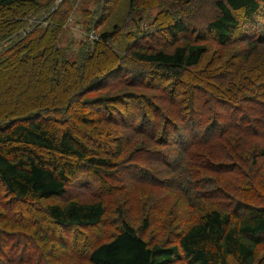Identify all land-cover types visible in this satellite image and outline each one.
I'll use <instances>...</instances> for the list:
<instances>
[{
    "label": "trees",
    "instance_id": "trees-1",
    "mask_svg": "<svg viewBox=\"0 0 264 264\" xmlns=\"http://www.w3.org/2000/svg\"><path fill=\"white\" fill-rule=\"evenodd\" d=\"M122 1L0 0V264H264V0Z\"/></svg>",
    "mask_w": 264,
    "mask_h": 264
},
{
    "label": "rangeland",
    "instance_id": "rangeland-1",
    "mask_svg": "<svg viewBox=\"0 0 264 264\" xmlns=\"http://www.w3.org/2000/svg\"><path fill=\"white\" fill-rule=\"evenodd\" d=\"M127 7H128L127 2L125 0H123L121 2V4L119 5L118 9L116 10V12L108 20V22L105 23L104 25H102V27H100V28L104 29V30L109 29L114 23H116L120 18H122L125 15V13L127 11ZM154 12L155 11H153V13ZM71 35H73V37L76 39H80V38H83L85 36L82 29L79 27V24L75 21V18L70 20V27H69V29L67 28L65 30L64 38L72 37Z\"/></svg>",
    "mask_w": 264,
    "mask_h": 264
},
{
    "label": "built area",
    "instance_id": "built-area-1",
    "mask_svg": "<svg viewBox=\"0 0 264 264\" xmlns=\"http://www.w3.org/2000/svg\"><path fill=\"white\" fill-rule=\"evenodd\" d=\"M91 36H92V37H96V34L93 32V33L91 34Z\"/></svg>",
    "mask_w": 264,
    "mask_h": 264
}]
</instances>
